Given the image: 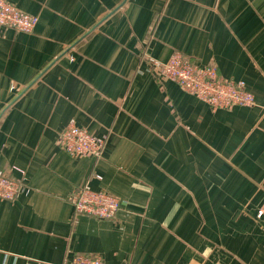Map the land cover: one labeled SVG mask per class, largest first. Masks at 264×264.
<instances>
[{"label":"crops","instance_id":"1","mask_svg":"<svg viewBox=\"0 0 264 264\" xmlns=\"http://www.w3.org/2000/svg\"><path fill=\"white\" fill-rule=\"evenodd\" d=\"M34 30L0 26V170L26 191L0 200V264H264V0H7ZM179 53L253 106L211 109L148 73ZM104 138L71 157L68 123ZM120 200L77 215L81 186Z\"/></svg>","mask_w":264,"mask_h":264},{"label":"built area","instance_id":"2","mask_svg":"<svg viewBox=\"0 0 264 264\" xmlns=\"http://www.w3.org/2000/svg\"><path fill=\"white\" fill-rule=\"evenodd\" d=\"M37 24V18L21 12L7 0H0V26L20 33H31ZM148 73L159 82H173L183 92L206 103L211 109L233 106H253V95L247 91L242 81H220L216 67H200L176 53L165 61L149 59ZM104 138L91 134L87 129L77 127L70 122L61 131L57 140L58 148L75 158L102 155ZM26 191L24 174L16 178L0 170V200L13 201ZM69 202L77 215H86L100 220H111L121 208V202L105 191H93L88 186H81L73 191ZM255 220L264 228V208L255 213ZM27 264H38L36 261ZM68 264H103L98 256L75 255Z\"/></svg>","mask_w":264,"mask_h":264}]
</instances>
